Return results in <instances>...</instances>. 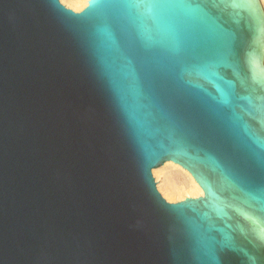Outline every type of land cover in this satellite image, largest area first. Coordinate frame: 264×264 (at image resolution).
Instances as JSON below:
<instances>
[{"label": "water", "instance_id": "1", "mask_svg": "<svg viewBox=\"0 0 264 264\" xmlns=\"http://www.w3.org/2000/svg\"><path fill=\"white\" fill-rule=\"evenodd\" d=\"M0 264H264L258 0H0Z\"/></svg>", "mask_w": 264, "mask_h": 264}, {"label": "bare ground", "instance_id": "2", "mask_svg": "<svg viewBox=\"0 0 264 264\" xmlns=\"http://www.w3.org/2000/svg\"><path fill=\"white\" fill-rule=\"evenodd\" d=\"M87 1L88 0H59L63 6L65 5L66 8L68 7V9L70 8L74 12H80L87 5ZM259 2L264 12V0H259ZM172 168H177L183 173L184 179L181 183L179 182L177 173L173 171ZM153 176L157 181V183H155V185L157 184V191L162 194L159 193L161 197L163 196L169 201H166L162 197L168 203H177L186 198L196 199L203 196V193L194 178L191 175H185V169L179 168L177 165L160 166L153 171ZM159 176H161L160 181L157 180L159 179Z\"/></svg>", "mask_w": 264, "mask_h": 264}, {"label": "rangeland", "instance_id": "3", "mask_svg": "<svg viewBox=\"0 0 264 264\" xmlns=\"http://www.w3.org/2000/svg\"><path fill=\"white\" fill-rule=\"evenodd\" d=\"M259 1V0H258ZM61 3V2H60ZM62 4V3H61ZM63 5V4H62ZM65 6V5H64ZM66 7V6H65ZM68 8V7H67ZM70 9V8H69ZM72 10V9H71ZM76 12V11H75ZM77 12H79V11H77ZM263 14H264V12H263ZM172 170L173 171H175L176 173H177V177H178V179H179V182L181 183V181L184 179V175H183V173L179 170V169H177V168H172ZM152 176H153V171H152ZM153 178H154V181H155V183H157V181L155 180V177L153 176ZM157 180H161V176H159V179H157ZM157 185V184H156ZM160 193V192H159ZM161 194V193H160ZM162 195V194H161ZM163 197V196H162ZM164 198V197H163ZM165 199V198H164ZM166 201H168L167 199H165ZM169 202V201H168ZM177 202V201H176ZM171 203H175V202H171Z\"/></svg>", "mask_w": 264, "mask_h": 264}]
</instances>
